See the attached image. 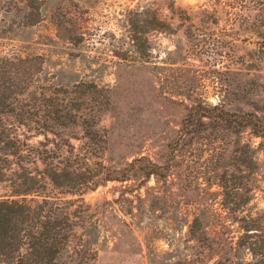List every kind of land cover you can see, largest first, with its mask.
<instances>
[{"label": "rangeland", "instance_id": "1", "mask_svg": "<svg viewBox=\"0 0 264 264\" xmlns=\"http://www.w3.org/2000/svg\"><path fill=\"white\" fill-rule=\"evenodd\" d=\"M215 1L0 0V54H40L39 76L47 84H96L82 112L98 116L99 142L106 146L100 158L106 164L121 166L139 155L161 163L193 101L264 115V49L251 31L231 25L224 9L211 12ZM146 4L167 16L173 30L147 31V49L135 50L127 17L131 8ZM203 7L210 12H200ZM244 141L255 147L252 170L238 157ZM170 162L167 176L107 180L83 193L93 241L86 244V258L75 261L64 252L63 260L234 264L229 260L251 259L236 245L242 230L228 212L220 182L231 178L233 185L254 186L249 202L236 212L259 222L257 237L264 245V139L248 130L207 128L180 141ZM234 200L240 202L238 194ZM195 212L207 224L210 249L189 235Z\"/></svg>", "mask_w": 264, "mask_h": 264}, {"label": "trees", "instance_id": "2", "mask_svg": "<svg viewBox=\"0 0 264 264\" xmlns=\"http://www.w3.org/2000/svg\"><path fill=\"white\" fill-rule=\"evenodd\" d=\"M218 9L228 13L231 25L238 22L244 30L251 31L258 48L264 49V0H216L211 12ZM130 10L127 24L135 50L145 45L147 49V31L173 30L167 16H161L150 4ZM200 12L210 11L203 7ZM42 61L40 54H0V186L5 188L0 192V264H69V260H63L64 252H69L75 261L86 258V244L93 241V234L86 231L91 212L83 193L107 180L123 181L152 173L167 176L174 151L187 137L211 128L234 134L248 130L264 139V115L256 110H232L219 103L193 101L185 106L161 163L139 155L124 165L111 166L100 158L106 146L99 142L97 114L82 112L88 103L85 96L97 90L96 84L44 83L39 76ZM72 138L83 141L75 144ZM240 147L242 166L252 170L255 147L249 141ZM230 181L231 178H221V193L232 220L242 230L236 245L247 249L251 259L229 262L264 264V245L257 237L259 222L249 214L236 212L249 202L254 186L245 181L233 185ZM237 194L240 202L235 203ZM232 202L235 204L230 205ZM188 232L204 247H212L207 224L200 214H192Z\"/></svg>", "mask_w": 264, "mask_h": 264}]
</instances>
